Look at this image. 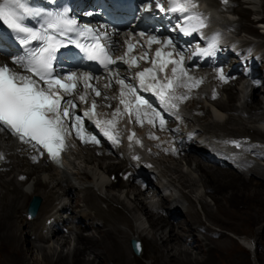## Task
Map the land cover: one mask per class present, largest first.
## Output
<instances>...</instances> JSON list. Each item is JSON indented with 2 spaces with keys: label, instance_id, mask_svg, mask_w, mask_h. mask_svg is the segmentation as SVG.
<instances>
[{
  "label": "bare ground",
  "instance_id": "1",
  "mask_svg": "<svg viewBox=\"0 0 264 264\" xmlns=\"http://www.w3.org/2000/svg\"><path fill=\"white\" fill-rule=\"evenodd\" d=\"M203 1L206 7L213 5L207 0ZM227 1H239L247 6L246 9L243 7L240 9L230 8L231 12L240 13L243 18H246L250 13L260 15L259 7L264 6V0ZM220 6L221 4H219ZM90 10L92 9L88 8L84 10V13ZM213 14L214 22L218 25L228 29L236 24L239 28L242 27L244 31L261 38L256 44L254 40H240L239 45L264 48V18L257 17V21H253V23H257V27H254L251 23L244 22L243 19L235 21L229 16L225 17L219 11H215ZM162 39L167 40V37H162ZM137 47L130 54L133 61L124 62L119 67L114 68L110 75L104 79L98 78L97 81L86 83L80 87V92L65 95L62 99L61 110L64 107H69L71 113V118H65L68 134L66 135V160L63 167H56L47 163V157H40L39 151L31 144L20 143L15 137L0 128V243H10L22 254L21 257L19 256L20 258L15 257L14 261L10 263L9 256L12 257L14 252L0 246V264H43L51 260L54 262L55 259V261H63L61 264H130L131 255L124 251L122 240L130 238L129 240L142 242L143 239L148 238L145 229H141L145 228L144 223L133 214L136 208L134 203L145 211H143L144 215L150 224H158L155 228L157 238L151 236V240H147L150 252L155 253L154 256L150 254L153 264H172L175 263L174 260L180 264H183L184 260L191 262V264H206L209 261L207 256L215 252L213 243L227 240L228 237L220 234L215 240L208 236L206 233L208 230L202 233V236L200 235L201 226H198L196 202L182 188L188 187L192 193L194 187L201 184L203 189L210 192V196L215 201V206L219 205L218 199L215 198L219 193H224V196L229 194L228 205L244 198L248 191H252L250 194L254 195L258 193L264 199V188L262 192H253L256 190L255 188L264 186V169L253 172V177L247 178L244 175L234 174L221 168L206 166L203 162L182 154V151H185L187 147L196 148L195 144L193 146V142L179 150V158H161L153 144L147 146L143 149L142 155H147L149 151L153 152V157L156 160L153 162H157L155 170L167 176V183L162 184L163 189L151 184L143 190L141 186L130 184V179L133 178L130 175L127 186L129 189L122 192L121 190L126 188V185L121 182L120 177L123 170L127 169L130 159L123 158L119 162H109L105 152L102 157L97 158L95 155L97 150L94 145L84 143L83 139L72 133L73 127L71 125L75 123V116L82 117V120L86 122L84 114L85 112L92 114V105L95 102V114L112 118L124 130L136 127L141 137L146 138L145 130H142L137 124L135 116L123 114L125 109L120 101L126 96L128 90L125 88V95L121 97L122 85L118 81L124 80L126 85H136L137 81L140 80L137 73L144 71L146 66L159 61L163 53L173 50L168 45H149L140 40L137 41ZM157 50L160 51L159 57L156 55ZM121 56H124V51L121 52ZM262 58L264 60V54ZM0 64H8L7 57L1 54ZM130 64L131 66H129ZM173 67H177L179 78L176 80L179 86H182L183 77L188 76V71L192 67L171 64L168 71L172 76ZM181 67L184 69V75H179ZM256 72L259 73V70ZM205 74H207L206 71L201 72L202 76ZM145 77H147L146 74ZM208 79L218 89L220 97L218 100L210 102V94L209 98L205 99L193 93L189 106L183 112L187 121L195 120L199 123L203 117L196 115L195 112L209 110L211 120L203 124L205 132L221 127L229 120H234L240 125H244L245 121L248 124H264V102L262 99L256 100L254 94L257 91L264 96V82L259 85L240 82L236 88L239 92L237 95L230 86L220 85L214 72H208ZM97 92L100 93L99 96L96 94ZM199 93L202 94L205 91L201 90ZM81 96L85 97L84 101L80 100ZM222 96H224L223 99ZM220 99H222L221 102ZM236 99L240 100V105L233 108L232 101ZM67 101H71L75 107H70ZM219 103L223 107L219 106ZM117 110L119 111L117 112ZM232 111L247 114L248 117L245 119L242 116H237L236 119L229 114ZM114 113L115 115H113ZM147 115L146 111L140 113L142 117H147ZM263 127L259 128L254 125L251 129L264 136ZM147 128L150 129L151 127L147 126ZM87 130L92 134L94 133L89 127ZM102 148L107 149V146L103 145ZM197 151L200 154H205L202 147ZM101 152L103 151L101 150ZM122 153L127 155L128 150H124ZM107 154L114 157L113 153L111 154L109 151ZM184 160L186 165L181 167L180 162ZM24 167H26L25 171L23 170ZM128 171L132 173L133 170L128 169ZM40 172H44V174L40 175ZM111 172H116L119 177L117 181L111 182L109 178ZM12 173L15 174L14 177H11ZM169 173L175 176L172 177ZM32 175L37 176L32 178ZM24 176L25 179L21 180V177ZM255 179H260L263 183L255 181ZM248 180L252 186L247 187L248 189L244 191L242 186ZM224 183H232L230 190L224 192L221 189ZM115 188L119 190V193L112 192L111 189ZM164 190L169 191L168 196L163 194ZM124 193H126V198H122ZM35 197L43 199L42 207L34 219L28 220L26 219L28 205L30 200L32 201ZM198 200L207 218L215 221L212 217L215 215L212 211L213 208L204 199L198 198ZM101 203H105V208L101 207ZM182 209L186 210V216L182 214ZM161 211L165 212L166 218L157 215ZM68 212L71 215H67ZM23 213H25L26 218L23 217ZM45 218L46 223L43 224ZM47 221H52V224L48 226ZM97 221H100L101 224L98 225ZM132 221H135L136 227L131 228L129 233H126L125 227L130 226ZM14 226L18 227L13 229ZM60 227L68 228L69 235L62 234ZM3 229L5 230L4 233L2 232ZM84 231H91L92 233L84 236ZM186 238H191L194 243L193 247L187 245ZM76 239L79 240L73 249L69 248L66 253L63 249H59L60 246ZM22 242H25V248H19ZM245 245L248 246L249 244L245 241ZM34 248L39 249L36 262H32L34 261V255H32ZM189 248L202 250V256ZM77 253H82V257L77 258Z\"/></svg>",
  "mask_w": 264,
  "mask_h": 264
},
{
  "label": "snow or ice",
  "instance_id": "2",
  "mask_svg": "<svg viewBox=\"0 0 264 264\" xmlns=\"http://www.w3.org/2000/svg\"><path fill=\"white\" fill-rule=\"evenodd\" d=\"M227 2V0H225ZM157 7H160V11H164V8L160 6L159 0H157ZM195 7L193 0H170V11L186 13L190 8ZM32 14L31 9L26 0H0V21H2L8 28L12 29L18 34H23L21 37V43L27 44L29 41H43V46L36 49L29 54L28 59L14 61L25 67L28 71L33 72L38 76L40 81H44L48 85L46 91L41 87L37 81L33 80L29 76L19 75L12 73L10 69L0 67V126L10 130L14 135L18 136L20 140L25 142H34L35 145L42 146L47 150L48 154L53 160H56L60 151L64 147V138L68 134L67 127L65 125V118H71L70 108L64 107L61 110V101L63 96L59 91H53V88L63 89L64 92L71 93L75 88V84H67L62 82L59 78H53L51 73V62L54 59V53L58 47V41L54 36L48 34L49 29H53L57 32H63L66 28L69 31L74 30L72 26L76 24L75 20L68 19L66 13H47L49 18L46 22V27L43 31L34 30L32 27L26 26L22 21L26 15ZM40 15V13H35ZM186 20L189 22L191 30L195 31L196 26L203 27V21L199 16H188ZM195 21V23H191ZM91 32V29H86ZM186 34H190L189 29H182ZM143 35V34H141ZM149 42H158L156 37H149ZM171 41H165V44L171 45ZM131 48L132 46L129 45ZM215 47V42L209 45V49ZM88 53V58L92 60H99L101 64L107 67L109 64L115 63L114 60L108 55L104 47L100 44H96L94 47L83 49ZM207 54L208 50H203ZM156 55L160 56V51L157 50ZM168 55H171L169 53ZM146 58V54H145ZM128 63V61H125ZM168 63L180 65L181 61H166L160 65V71H163ZM131 66V64L129 65ZM152 69H145L142 72L137 73V77L140 79L141 88L145 90L152 89L156 92V95L160 98L161 103L165 104L166 101L173 99H180L175 97L167 90L171 89L174 84V80H169L167 76L164 77L166 83H160L155 75H152V80L156 81L154 84H150L145 87V74L151 73ZM173 77L178 79L177 67L172 68ZM184 69H179V75H184ZM87 77V74H84ZM76 77V73L70 74L66 77V80L72 81ZM223 79V76H221ZM118 83L122 85L121 97L125 95L124 89L128 92L136 94V89L131 85H126L124 80H119ZM98 96L99 92L96 93ZM81 101L85 100L84 96L80 97ZM135 111L137 118H140L141 106L146 109H151V104L148 100L139 95H135ZM125 104L126 111L128 110V104L124 99L120 101ZM70 107H75L71 101H67ZM175 107V105H172ZM95 102L92 105V114L94 115ZM119 110H117L118 112ZM154 111V110H153ZM85 116L89 115V112H85ZM115 115V113L113 114ZM158 112L155 116H159ZM81 120L82 117L75 116V123L71 126L77 130V134H81ZM149 122H152L151 120ZM161 125L164 121L161 118ZM112 125V121L100 122ZM105 135H110L109 131L105 130ZM110 138L115 139L110 136ZM131 138V137H130ZM91 142L96 143L94 137H91Z\"/></svg>",
  "mask_w": 264,
  "mask_h": 264
},
{
  "label": "rangeland",
  "instance_id": "3",
  "mask_svg": "<svg viewBox=\"0 0 264 264\" xmlns=\"http://www.w3.org/2000/svg\"><path fill=\"white\" fill-rule=\"evenodd\" d=\"M207 1L209 3L213 4L210 7L219 8V0H207ZM232 5L235 8H239V9L242 7H243V9H246V7H247L245 4H241V2H239V1L238 2L233 1V3H231V6ZM259 11H260V13H259L260 15H253V13H250L246 18H243V16L241 17L240 13H235V12L224 13L222 15L223 16L228 15L230 18H232V20H235V21H239V20L243 19L244 22H249L252 25H254V27H257V23L256 22L253 23V21H257V19H258L257 17L264 18V6L263 5H261L259 7ZM235 28H237V30L239 31V33L237 35H235L237 40H248V41L254 40V42H258L261 40V38H258L256 35L248 32V31H244L242 27L239 28L238 26H236V24H234V27L232 30L235 31ZM259 68H261V63L259 64ZM240 82L241 81H238L235 84L230 85L233 92L236 93L237 95L239 94V92H237L238 90L236 88L239 86ZM208 90L209 89L205 88V90H204L205 93H202V94L199 93L198 95L202 96L205 99L206 98L208 99L209 98V96H208L209 91ZM254 94L256 95V97H255L256 100L262 99L264 102V96L259 94L257 91H255ZM223 97L224 96H222L221 98L223 99ZM222 99H220V102L222 101ZM105 100H107V99H105ZM232 105H233V108L238 107L240 105V100L239 99L233 100ZM188 106L189 105H187L186 107H188ZM219 106L223 107V105L221 103H219ZM195 114L203 117V119L199 120L200 121L199 123H197L195 120L189 121V123L195 124V122H196L197 123L196 129L198 131H200V133H206L203 129V124L206 123L208 120H211L210 111L208 110L205 112H202V111L201 112H195ZM225 114L226 115L231 114L232 116L236 117V119L238 118L237 116H242L245 119H247L246 117H248L247 114H244V113L239 114V112H236V111H232L229 114H227V113H225ZM254 125L258 126L259 128L260 127L262 128L264 126L263 123L248 124L247 121L244 122V125H240L237 122H235L234 120H229L225 125L211 129L208 131V133H210V134L214 133L217 135H224V136H230V137L249 136V137L254 138L257 141H264V136L259 135V133L255 132L253 129H251ZM142 129H144V128H142ZM83 148L85 149V147H83ZM94 148L97 150V152L95 154L97 158L102 157L103 153L105 152L107 160L109 162H119L115 157H111L107 154L108 153L107 149H104L101 146H94ZM101 150L103 152H101ZM184 154L189 155L192 158L203 162L206 166L210 165V164L204 162L200 158V156L196 155L195 152L184 153ZM180 165H181V167H184L186 165V161L184 160V161L180 162ZM262 169H264V166H262ZM23 170L25 171L26 167H24ZM185 170H186V167H185ZM39 174L43 175L44 172H40ZM169 175H171L172 177L175 176L172 173H169ZM14 176H15V174L12 173L11 177H14ZM36 176L37 175H32V178H35ZM109 176H110L109 178H110L111 182L112 181L115 182L119 179L116 172H114V173L111 172ZM126 176L127 175H125V173H123L122 176L120 177L121 182H123V184L125 183V185H126V188L124 187V189L121 190L122 192H126L127 189H129V187H127L129 185L128 184L129 182L126 179ZM195 176L197 177V175H195ZM246 177L251 178L253 176L246 175ZM24 179H25V176L21 178V180H24ZM236 181H240V180H236ZM249 181L250 180L246 181L245 184L242 186L244 191L246 189H248L247 187L252 186ZM255 181H259V182L263 183V181H261L260 179H255ZM130 184L133 185V182H131V180H130ZM231 184L232 183H224L223 186H221V189L224 190V192H226L227 190H230ZM217 187H218V185H217ZM218 188H220V186ZM263 188H264V186H259V187L255 188L256 190H253V192L254 191L262 192ZM182 189L185 193H188L189 195H191L192 198L196 202L195 203V209H196V212L198 214V219H199L198 226H201L200 231H199L201 233L200 235L202 236V233H204L208 230L206 232L208 234V236L210 238L215 239V240L218 239L216 237V234H218L219 236H220V234H223V235L228 237V238H226L227 240H223L220 242L215 241L213 243V247L215 249V252L212 253L211 255L207 256L209 261L206 264H264V220H263V217H264V201L263 200L264 199H262L260 194L257 193L254 195V194H250L252 191H248V192H246L247 195L244 198H240V200L232 203L231 205H228L227 201L229 200V198H228L229 194H225V196H224V193L223 194L219 193L215 197L216 199H218L219 205L215 206V201L213 200V197L210 196V192L203 189L201 184H197L194 187V191L192 193L190 192V189L188 187H183ZM111 190H112V192L119 193L118 192L119 190L117 188L111 189ZM143 190H145V189L143 188ZM125 196H126V193H124L122 198H126ZM198 198L204 199L208 203V205H210L211 208H213L212 211H214L215 215L212 217L215 221L209 220L207 218L202 205L199 203ZM131 201L133 202L132 199H131ZM134 205L136 208H135L133 214L135 216H137L138 218H140L142 220L141 222L144 223L145 228H141V229H143V230L145 229L146 233L148 234V238L143 239L141 242L143 249H144V252L142 253L141 256H137L134 253V251L132 249V240H129L130 238H127L126 240H122V243L124 245V251L128 255H131L130 264H153V260L150 258V256L151 255L154 256L155 253L153 254L150 252V249H149V246L147 245V242L149 241V239L151 240V236L157 238V236H156L157 232L155 231V228H156V226H158V224H156V225L150 224L147 220V217H145V215H144L145 211L140 206H138V205L136 206L135 203H134ZM105 206H106L105 203H101L102 208H105ZM117 206L121 207L120 205H117ZM186 210H187V208H186ZM186 210L182 209V214H184V216H186V213H187ZM183 211H184V213H183ZM62 213L64 214V211H62ZM67 215H71V213L68 212ZM157 215L158 216L160 215L163 218H166L165 212H163V211L158 212ZM25 216H26L25 213H23L24 218H26ZM50 222H52V221H50ZM45 223H46V218L43 221V224H45ZM48 223L49 222L47 221V225L49 226ZM97 223H98V225L101 224L100 221H97ZM17 227L18 226H14L13 229H16ZM135 227H136L135 221H132L130 226L125 227L126 228L125 232L129 233L130 229L131 228L134 229ZM60 229L62 230V234H64L65 236L69 235V232H67L68 228L60 227ZM2 232L4 233L5 230L3 229ZM44 233L46 234V231ZM91 233H92L91 231H84V236H88ZM78 240L79 239H76L72 242L67 243L66 245H62L59 247V249L60 250L63 249V251L66 253L69 250V248L73 249L75 247ZM185 240H186L185 242L187 243V245H190V247H193L194 243L191 241V238H186ZM245 241L247 243H249L248 246L245 245ZM48 244H50V243L48 242ZM0 246L6 247L11 252H14L12 257L9 256L10 263H11V261H14L15 257L20 258L22 255L18 252V250L15 249V246H13L10 243L2 242V243H0ZM8 246H10V247H8ZM24 246L26 247V244H25V242H22V243H20L19 248H23ZM11 248H12V250H11ZM189 249L192 250L191 248H189ZM32 251H33L32 255H34V261H32V262H36L35 260L39 254V249L34 248V249H32ZM192 251L197 253L199 256H202V250L193 249ZM87 253H90V252H87ZM172 253L174 254V252H172ZM76 255H77V258H81L83 254L77 253ZM180 257H182V256H180ZM182 258L184 259V257H182ZM55 260H54V262H53V260H51V261H47V263H43V264H57V263L61 264V262H63V261L59 262V261H55ZM174 262L175 263H172V264H180L176 260H174ZM184 262H185V260H184ZM184 262H183V264H189V263L191 264V262H185V263ZM31 264H33V263H31ZM34 264H37V263H34Z\"/></svg>",
  "mask_w": 264,
  "mask_h": 264
},
{
  "label": "water",
  "instance_id": "4",
  "mask_svg": "<svg viewBox=\"0 0 264 264\" xmlns=\"http://www.w3.org/2000/svg\"><path fill=\"white\" fill-rule=\"evenodd\" d=\"M42 203V199L40 197H35L32 202L30 203V206H29V212L36 215L39 208H40V205ZM133 247H134V250L139 253L140 252V249H141V245L139 242L137 241H133Z\"/></svg>",
  "mask_w": 264,
  "mask_h": 264
}]
</instances>
